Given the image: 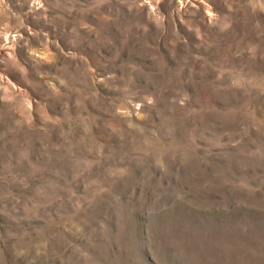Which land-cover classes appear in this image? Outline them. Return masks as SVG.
Returning a JSON list of instances; mask_svg holds the SVG:
<instances>
[{
  "label": "rangeland",
  "instance_id": "1",
  "mask_svg": "<svg viewBox=\"0 0 264 264\" xmlns=\"http://www.w3.org/2000/svg\"><path fill=\"white\" fill-rule=\"evenodd\" d=\"M203 1L0 0V264H264V0Z\"/></svg>",
  "mask_w": 264,
  "mask_h": 264
},
{
  "label": "bare ground",
  "instance_id": "2",
  "mask_svg": "<svg viewBox=\"0 0 264 264\" xmlns=\"http://www.w3.org/2000/svg\"><path fill=\"white\" fill-rule=\"evenodd\" d=\"M193 1H198V2H201V3H204V1L202 2V0H193ZM193 1L192 0H178V4L181 6V7H183V6H186L185 5V3L186 4H188V3H190V5H192L193 4ZM195 5V4H194ZM207 8V7H206ZM180 9V8H179ZM184 10H186V9H184ZM188 10V9H187ZM211 13V12H210ZM210 13H208V14H210ZM212 14V13H211ZM4 34H6V33H4ZM13 40V39H12ZM8 41V40H7ZM6 41V42H7ZM9 47V46H8ZM6 49H7V47H6ZM7 52V51H6ZM5 52V53H6ZM12 85H14V84H12ZM15 88V87H14ZM24 90V89H23ZM197 227V226H196Z\"/></svg>",
  "mask_w": 264,
  "mask_h": 264
}]
</instances>
